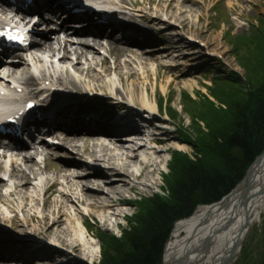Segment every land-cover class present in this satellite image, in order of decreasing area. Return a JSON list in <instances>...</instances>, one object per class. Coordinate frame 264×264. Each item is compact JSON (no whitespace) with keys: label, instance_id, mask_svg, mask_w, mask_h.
I'll return each mask as SVG.
<instances>
[{"label":"bare ground","instance_id":"bare-ground-1","mask_svg":"<svg viewBox=\"0 0 264 264\" xmlns=\"http://www.w3.org/2000/svg\"><path fill=\"white\" fill-rule=\"evenodd\" d=\"M201 4L200 0H143L138 5L110 0L103 8L114 18L113 23L106 27L92 23L93 29H105L110 35L85 37L68 32L63 39L35 41L33 53L15 58L10 66L12 87L18 85L27 91L23 92L25 97L33 99L40 86L51 82L53 89L41 91L50 95L44 104L47 108L40 107L38 112L61 114L57 120L59 128L89 135L96 141L95 146L89 143L92 149L89 144L82 146L71 140L65 141L63 147L72 152L74 160L83 159L86 150H90V174L98 180L85 179L81 161L60 165L59 154L52 151L15 154L0 161V226L7 227L6 235L0 237V264H95L101 255V244L91 233L88 218L94 219L98 227L120 229L122 221L131 216L127 208L137 205L129 200V195L144 196L148 190L160 187L157 175H167L166 171L171 170L168 156L188 153L185 140L173 134L161 117L157 89L166 95L167 87H158L156 82L167 78L171 85L195 72V68L182 69V64L173 69L178 75L167 77L162 73L172 69L167 62L172 55L184 62L200 57L187 54L201 44L198 36L189 35L186 41L173 26L189 25L192 16L202 19L196 15ZM146 23L152 24V29ZM155 24L176 40L166 54L151 50L160 41ZM170 26L174 31H168ZM112 33L119 39L111 37ZM23 62L33 64L35 73L23 69ZM194 86L195 82L190 81L183 88L191 90ZM111 89L130 104L116 106L120 119L115 121L114 116L108 122L104 116L89 115L90 108H86L88 103L80 91ZM152 90L154 100L150 96ZM184 95L187 94L182 93L181 106ZM132 105L143 111L135 112L137 107ZM173 110L170 108V114L166 110L165 115L175 125L178 121ZM150 127L159 133L154 150L141 145L150 138L145 133ZM64 135L58 134L60 138ZM99 137L103 139L100 143ZM42 156L44 168L35 160ZM54 193L55 198H51ZM263 217L264 153L226 197L198 207L192 216L174 225L161 264H227L231 256L240 255L245 235ZM16 228L19 233H26L29 240L17 237Z\"/></svg>","mask_w":264,"mask_h":264},{"label":"rangeland","instance_id":"rangeland-1","mask_svg":"<svg viewBox=\"0 0 264 264\" xmlns=\"http://www.w3.org/2000/svg\"><path fill=\"white\" fill-rule=\"evenodd\" d=\"M127 1L130 4L135 3V5H138L142 4L143 0ZM200 2L202 3L201 9L196 15L201 16L202 19L196 20L197 18L192 16L189 25L186 23L182 26L178 23L179 26H173L174 30H177L186 41H188L187 37L189 35L198 36L201 46H193V49L187 51V54H199L200 57L193 61L184 62L178 59L175 60L172 55L173 53H171L170 55L173 57L171 56L167 62L172 69L162 71L167 77H170L172 74L178 75V71L173 70L174 67L184 64L185 66L181 67L182 69L186 67L188 69L195 68V72L191 74V77L189 75L171 85L168 83L167 78L156 82L158 83V87H167L166 95H163L160 88L157 89L160 98L161 117L165 120V124L170 126L173 134L183 138L185 140L183 143L189 146L187 154L184 153L181 156L170 154L168 156L170 162H172L170 167L174 165L179 169L189 166L190 162L197 163L198 160L203 161L214 149L210 144L213 140L209 139V127L211 126L214 130L215 128L221 130L222 121L226 117V114L229 113V110L223 107L222 104L225 96L227 94L241 96L248 93L249 90L257 88L258 81H262V77H264V66L260 67L259 70L250 72L255 61L259 59L264 61V0H206L204 2L200 0ZM146 26L152 29V24L146 23ZM159 26L160 24H155L154 28L160 41L153 44L151 50L156 54H166L169 52L168 48H170L171 43L176 42V40L171 39L173 35H170V33L162 32ZM173 27L170 26L168 31H172ZM212 39H215V41H212ZM209 42L212 43L211 46H207ZM159 48H164V50H160ZM32 65L23 62L21 67L23 69H30L35 73ZM61 79L66 83L65 78ZM190 81L195 82L194 88L191 90L189 88L184 89V85ZM112 90L110 92L97 90L93 93L80 92L88 103L85 106L90 105L94 108L100 107L104 110H110L111 116H114L115 113H118L116 106H123V104L126 105L128 102L123 101L122 96H117V91ZM187 91L188 93H186ZM181 92L187 94L182 97L183 106L180 105ZM154 94L155 92L152 90L150 93L152 100H154ZM212 105L217 108H223L214 113ZM132 106H136V110L141 109L138 105ZM170 108L175 109L173 110V114L176 116L178 124H172L165 115L166 110L170 114ZM217 112L222 113L224 116L219 117ZM180 125L182 126L180 127ZM82 146H85V144H82ZM88 147L92 149L91 146ZM51 151L60 154V165L68 164L70 166L81 161L85 179L94 181L97 178V176L90 174V166L87 164L86 158L81 159L79 157L81 160L78 158L74 160V155L70 154V152L68 154V151L64 148L62 149L61 146L60 148L51 149ZM89 151L86 150V152ZM177 157H180L181 161ZM166 173L167 175H157V179L161 182L160 187L148 190L144 196L129 195V200L137 202V205L127 208L131 216L126 222L122 221L120 229L103 227V225L98 227L94 219L88 218L91 233L100 239L99 245L101 244V255L97 257L98 260L95 264H103L105 256L115 260V255L118 253L119 248L124 247L119 242H123V239L128 237L132 232L135 233L140 230L137 227V221L139 222L141 219L145 220L147 218L143 215L146 211L145 200H151L159 196L174 181L171 176V170L166 171ZM52 197L55 198V193L51 195ZM2 227L0 226V237L7 233V227ZM16 235L26 240L30 238L26 233L18 232ZM232 264H264V217L260 224L255 225L247 232L240 255Z\"/></svg>","mask_w":264,"mask_h":264},{"label":"trees","instance_id":"trees-1","mask_svg":"<svg viewBox=\"0 0 264 264\" xmlns=\"http://www.w3.org/2000/svg\"><path fill=\"white\" fill-rule=\"evenodd\" d=\"M262 66L264 61L259 59L250 72ZM262 78L257 88L248 93L225 96L222 104L229 113L222 121L221 130L209 127V139L213 140L210 144L214 147L210 155L181 169L174 165L171 167L174 181L169 184L165 196L145 200L143 215L147 218L137 221L141 231L132 232L119 242L124 247L119 248L115 260L105 256L103 264H161L163 250L174 225L192 216L198 207L221 201L242 182L249 168L264 153ZM211 107L214 113L223 108Z\"/></svg>","mask_w":264,"mask_h":264},{"label":"snow or ice","instance_id":"snow-or-ice-1","mask_svg":"<svg viewBox=\"0 0 264 264\" xmlns=\"http://www.w3.org/2000/svg\"><path fill=\"white\" fill-rule=\"evenodd\" d=\"M0 35H3V33H0ZM9 36V39H18L20 42H23V37L21 36H13L11 33L7 34Z\"/></svg>","mask_w":264,"mask_h":264},{"label":"water","instance_id":"water-1","mask_svg":"<svg viewBox=\"0 0 264 264\" xmlns=\"http://www.w3.org/2000/svg\"><path fill=\"white\" fill-rule=\"evenodd\" d=\"M259 159V158H258ZM257 159V160H258ZM236 258L234 256H231L227 262V264H232Z\"/></svg>","mask_w":264,"mask_h":264}]
</instances>
